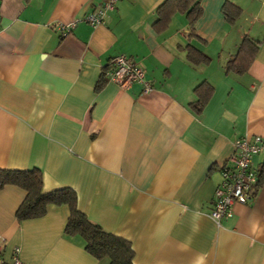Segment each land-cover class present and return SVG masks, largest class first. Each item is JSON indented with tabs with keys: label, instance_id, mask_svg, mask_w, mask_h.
Instances as JSON below:
<instances>
[{
	"label": "crops",
	"instance_id": "0c3cea01",
	"mask_svg": "<svg viewBox=\"0 0 264 264\" xmlns=\"http://www.w3.org/2000/svg\"><path fill=\"white\" fill-rule=\"evenodd\" d=\"M102 1L0 0V169L36 167L45 191L73 189L92 222L129 240L134 264H264V179L230 216H209L233 142L264 139V0H199L192 22L175 9L161 24L165 0H116L91 26ZM246 35L260 40L254 57L227 69ZM117 55L150 92L106 79ZM263 163L264 145L251 166ZM24 195L0 189L5 260L18 247L23 264H109L64 233L67 205L18 220Z\"/></svg>",
	"mask_w": 264,
	"mask_h": 264
},
{
	"label": "trees",
	"instance_id": "16d2710c",
	"mask_svg": "<svg viewBox=\"0 0 264 264\" xmlns=\"http://www.w3.org/2000/svg\"><path fill=\"white\" fill-rule=\"evenodd\" d=\"M175 9L184 10L192 20L200 12L199 0H165L158 8L157 24L169 19ZM240 8L234 4H227L223 12L228 21H233L240 14ZM260 40L244 36L237 52L227 61V69L244 70L254 57ZM198 88V87H197ZM208 95V94H207ZM207 96L198 98L199 105H203ZM257 186L264 179V163L257 169ZM8 184L19 186L25 195L19 204L15 216L18 220L34 219L44 215L49 205H67L69 214L66 219L64 233L79 235L84 240L85 250L97 259H106L109 264H134V251L129 240L116 234L104 231L101 226L92 222L85 213L77 208L75 191L68 187L54 188L45 191L42 185V175L39 168L26 170L0 169V189Z\"/></svg>",
	"mask_w": 264,
	"mask_h": 264
},
{
	"label": "built area",
	"instance_id": "2783aa9c",
	"mask_svg": "<svg viewBox=\"0 0 264 264\" xmlns=\"http://www.w3.org/2000/svg\"><path fill=\"white\" fill-rule=\"evenodd\" d=\"M115 1L103 0L88 12L84 19L91 26L102 23L104 14L113 8ZM60 28L65 31L68 29L65 25H61ZM105 77L120 87H128L137 82L141 84L143 93L152 90L149 81L144 77L143 68L124 55H117L111 59ZM263 145L264 139L260 135L244 136L233 142V152L221 167V180L214 190L213 206L209 212V216L215 222L218 223L222 218L231 215L233 203H246L253 196L258 177L257 170L251 166V157L259 152ZM0 264H23L19 258V248L13 247L9 261L0 253Z\"/></svg>",
	"mask_w": 264,
	"mask_h": 264
}]
</instances>
